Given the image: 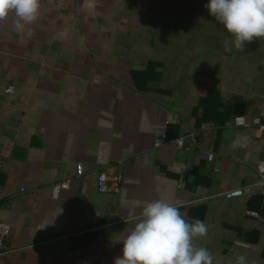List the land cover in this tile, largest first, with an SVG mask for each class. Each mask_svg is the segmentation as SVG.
Wrapping results in <instances>:
<instances>
[{
	"label": "crops",
	"instance_id": "0c3cea01",
	"mask_svg": "<svg viewBox=\"0 0 264 264\" xmlns=\"http://www.w3.org/2000/svg\"><path fill=\"white\" fill-rule=\"evenodd\" d=\"M207 3L40 0L24 32L0 21V264H114L160 198L204 222L193 244L213 264H264V38L235 49ZM151 63L156 97L138 87ZM101 172L120 193L98 191Z\"/></svg>",
	"mask_w": 264,
	"mask_h": 264
},
{
	"label": "clouds",
	"instance_id": "9594fccd",
	"mask_svg": "<svg viewBox=\"0 0 264 264\" xmlns=\"http://www.w3.org/2000/svg\"><path fill=\"white\" fill-rule=\"evenodd\" d=\"M40 6V0H0V21L14 14V27L22 33L38 19ZM205 7L234 38L235 49L243 51L245 42L264 38V0H208ZM232 146H241V139ZM135 221L114 264H213L209 250L193 244L194 238L206 236L207 226L201 220L187 222L166 199L144 202ZM237 264H246V258L238 257Z\"/></svg>",
	"mask_w": 264,
	"mask_h": 264
},
{
	"label": "built area",
	"instance_id": "2783aa9c",
	"mask_svg": "<svg viewBox=\"0 0 264 264\" xmlns=\"http://www.w3.org/2000/svg\"><path fill=\"white\" fill-rule=\"evenodd\" d=\"M253 122L255 124H260L261 120L260 118H255ZM246 124L247 122L244 117H237L234 122L235 126H244ZM177 144L179 146H184V139L183 138L177 139ZM212 159H213V155L210 154L209 160ZM0 169H1V163H0ZM256 170L259 176V181L257 185L260 186L264 192V159L258 162L256 166ZM83 173L84 170L82 165H78L77 174L82 175ZM122 181H123V175L121 172H118L114 176H108L105 172H101L97 178L98 191L100 193H105V194H118L122 190ZM71 182L72 179L69 178L62 180L61 182L55 183L51 188L52 198L58 199L62 190L69 188ZM3 196H4V192L2 187L0 186V202L3 199ZM10 231H11L10 225L6 222L0 221V255L6 252V242L10 235Z\"/></svg>",
	"mask_w": 264,
	"mask_h": 264
},
{
	"label": "trees",
	"instance_id": "16d2710c",
	"mask_svg": "<svg viewBox=\"0 0 264 264\" xmlns=\"http://www.w3.org/2000/svg\"><path fill=\"white\" fill-rule=\"evenodd\" d=\"M153 66H155V64H150L146 70L140 72V73H137L138 75H140L141 77L144 78V84H140L138 83V87L143 90L144 92L148 93L149 95L153 96V97H156V96H159V95H162L165 93L164 90H161L160 88L158 87H154L152 86L149 81H151V78H150V74L152 73V68ZM133 74H135V71H133Z\"/></svg>",
	"mask_w": 264,
	"mask_h": 264
}]
</instances>
